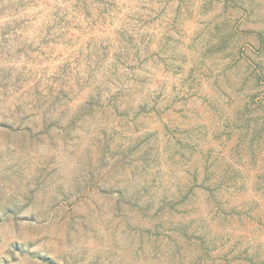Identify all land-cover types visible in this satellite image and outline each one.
Here are the masks:
<instances>
[{
    "label": "rangeland",
    "instance_id": "1",
    "mask_svg": "<svg viewBox=\"0 0 264 264\" xmlns=\"http://www.w3.org/2000/svg\"><path fill=\"white\" fill-rule=\"evenodd\" d=\"M0 264H264V0H0Z\"/></svg>",
    "mask_w": 264,
    "mask_h": 264
},
{
    "label": "clouds",
    "instance_id": "2",
    "mask_svg": "<svg viewBox=\"0 0 264 264\" xmlns=\"http://www.w3.org/2000/svg\"><path fill=\"white\" fill-rule=\"evenodd\" d=\"M84 166H85V170L87 168V159L85 158L84 161ZM93 241L91 239V234H81V238L79 239V241L74 240L73 244L75 245L76 243H88L91 244ZM134 247V245L132 246ZM129 259H132V257H129ZM141 260H143V257H140Z\"/></svg>",
    "mask_w": 264,
    "mask_h": 264
}]
</instances>
